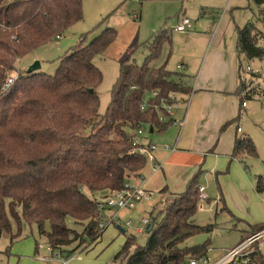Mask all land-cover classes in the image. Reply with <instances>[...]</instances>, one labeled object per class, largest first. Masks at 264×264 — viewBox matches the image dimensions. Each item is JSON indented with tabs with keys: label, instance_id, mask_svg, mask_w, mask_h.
I'll return each mask as SVG.
<instances>
[{
	"label": "trees",
	"instance_id": "1",
	"mask_svg": "<svg viewBox=\"0 0 264 264\" xmlns=\"http://www.w3.org/2000/svg\"><path fill=\"white\" fill-rule=\"evenodd\" d=\"M249 3L264 14V0ZM82 20V0H0V85L16 72L10 90L0 95V240L8 236L13 243L24 223L36 225L39 237L66 262L102 237L98 200L123 191L147 168L134 144L137 131L142 129L144 136L166 131L174 122L167 109L180 103L178 95L191 92L181 75L152 66L162 45L171 42L165 31L145 44L148 54L142 65L132 58L121 63L103 114L98 93L103 74L95 59L116 41L115 29L103 30L88 44L82 39L54 74L27 73L22 60ZM237 31L240 55L249 61L264 59L257 25L251 21ZM242 69L240 64V73ZM251 84L240 74L241 98H254ZM161 113L169 116L168 123ZM246 156L257 157L254 142L236 136L233 157L245 164ZM198 187L195 179L185 194L164 202L163 220L149 224L146 244L127 238L114 263L191 264L206 257L208 243L186 245L209 231L194 221ZM68 218L83 227L81 233L67 225ZM263 229L250 225L241 243ZM245 259L264 264L259 244Z\"/></svg>",
	"mask_w": 264,
	"mask_h": 264
},
{
	"label": "rangeland",
	"instance_id": "2",
	"mask_svg": "<svg viewBox=\"0 0 264 264\" xmlns=\"http://www.w3.org/2000/svg\"><path fill=\"white\" fill-rule=\"evenodd\" d=\"M82 7L83 20L69 28L61 38L57 37L50 43L34 50L22 60L25 67L23 68L28 70L35 60H39L42 66L41 73L54 74L63 56L78 45L82 39L85 38L84 42L88 44L103 30L115 29L117 31L116 41L103 55L95 59V64L103 74V82L98 89L100 113L102 114L105 113L110 102V92L118 78L121 63L128 58H132L138 65L146 62L145 44L153 41L159 31H165L171 38V42L162 45L160 55L152 61V64L158 66L161 64L170 72L186 75V71L179 72L177 66L183 61L187 64L192 53H195L198 58L206 41L198 40V38H204V35L195 29L185 34L174 32L177 25L176 18L179 14L185 13L193 21V25V23L196 24L197 19H200L201 9L209 13L216 10L220 13V17L224 13L223 26L212 28L209 34L211 38H215L218 47H228L233 52H236V27L245 26L248 22L253 21L261 30L260 35L263 37L259 40V45L264 47V14L260 13L254 3L249 4L248 0H82ZM134 14L141 15V19H133ZM98 25H100L99 28ZM191 33H195L197 38L192 35L190 39ZM240 61L243 78L247 80L252 78V72L246 70L248 66L252 70L258 71L260 77L264 78V59L249 61L241 56ZM197 65H199L198 61ZM238 65L240 64L238 63ZM11 75H16V72ZM182 76L183 82L192 86L191 79ZM178 98L188 101L190 96L180 94ZM239 103L240 101L238 105ZM247 103L256 106L259 102L247 101ZM185 109V106L176 105L168 108L167 111L172 113L173 121H178L181 125ZM197 109L199 110V107ZM191 112V120L187 125L184 124L177 148L184 144L190 145L189 158L192 160L201 158L200 163L197 162V166L194 168L189 167L182 170L169 160L167 153H164L165 155L158 157L163 161L164 171L153 174L152 167L149 166L150 161L146 156L147 170L142 175L146 178L149 177L147 182L140 186V179L132 178L128 184L133 187L140 186V189L151 192L150 198L137 202L134 209L119 211L117 217L123 225L121 229L124 233L115 225L110 224L100 241L95 242L94 247H92L93 244L90 246L92 248L89 252L74 254L67 260L68 262L71 264H118L114 263V257L122 249L127 238L135 237V243L139 246L146 244L149 234L146 231V226L143 225V220L149 221L150 224H159L165 215L164 212H161L162 204L168 199L185 194L190 183L195 179H197L198 186L205 189L203 194L207 198L199 199L194 221L200 226L208 227L209 231L190 238L186 245L195 247L208 243L207 254L203 259H207L210 264H215L229 251L237 248L250 225H264V114H256L254 117L247 116L243 110L239 116L237 111L235 117L222 123L214 133L208 130L206 133L195 136L192 131L194 126L192 120L196 113L194 103ZM159 116L164 117L166 123L170 120L169 116L164 113ZM179 133L180 128L175 127L174 123L163 135H160L157 130L154 134L147 133V139L148 142H152V145L156 144L157 149V145L161 146V144L164 147L167 145L174 147ZM208 135H213L211 145H207L208 138L205 137ZM236 135L241 138H250L254 142L257 157L246 156L244 157L245 164L236 163L232 166L226 164L224 169L209 167L208 165L218 158H226L231 155ZM202 145L207 146L204 151L199 149ZM215 146L220 147L221 152L214 148ZM229 149L231 153L226 156ZM152 154L154 155V153ZM191 169L192 173L188 175ZM248 181L252 183L250 191L258 188L262 195V198L258 199L253 207L249 220L241 217L236 211L233 201H229L226 197V195L230 196L231 192L234 193L232 188L238 186L239 183L248 186ZM255 193L258 197L257 192ZM234 204L236 205V203ZM201 206L202 210H200ZM116 214L115 210H108L103 213V218L105 221H109ZM129 221L132 225H125ZM67 225L78 233L83 230L82 226L76 225L70 218L67 220ZM259 243H262L260 251L264 255V239ZM46 247L45 240L38 235L36 225L24 223L20 236L15 238L13 243L8 236H3L0 240V264H55L56 260L54 262L51 259V262L42 260L44 257L50 256ZM56 254L54 252V256ZM55 258L57 257L55 256ZM65 261L62 260V262ZM229 264H244V261L243 259L233 260Z\"/></svg>",
	"mask_w": 264,
	"mask_h": 264
},
{
	"label": "crops",
	"instance_id": "3",
	"mask_svg": "<svg viewBox=\"0 0 264 264\" xmlns=\"http://www.w3.org/2000/svg\"><path fill=\"white\" fill-rule=\"evenodd\" d=\"M248 3H249V0H248ZM208 13L209 12H206L205 10L201 9L200 19H197L196 20L197 22L195 21L196 24L193 23L192 28L189 31H187V32H190L191 30L195 29L199 33H203L204 38L202 39L198 38V40H205L206 42H205L204 49L198 58L196 57L195 53H192L190 54L188 61H187V58L185 57L186 61L188 62L187 64H185L183 61L180 65L177 66V70H179V72L181 70L186 71L185 72L186 75L182 76V74L180 73L181 76L189 77L192 81V86L185 83L191 89L190 94L187 95V96H190L189 98L190 101L181 99L180 103L176 104L177 106L182 105L186 107L184 118L181 122V125H179L178 121L173 122L170 125V126H173V124L175 123V127L180 128V133L178 134V137L175 140L174 147H170V145L165 144L167 145V147H169V148H166V146L164 147V145L162 146L161 144V146L157 145L158 149L153 151L155 155L154 156L155 160L150 161L149 163V166L152 167L153 174L164 171L163 161L158 158L159 156L165 155L164 153H167V155L169 156V160L174 162L175 165L177 164V166L180 167L179 169H182V170L188 169L189 167L194 168V166L195 167L197 166L196 165L197 162L200 163L201 158L199 157H198L199 158L198 160H192L189 158L188 151H190V148H189L190 145L184 144V145L178 146L179 148H177V142L181 136L183 126L184 124L187 125L191 120V115H192L191 109H192L193 103L196 106V113L192 120L194 122L192 131L194 132L195 136L206 133L208 130L214 133L222 123L226 122L228 119L232 117H235L237 111L239 113V116H241V114L243 113V110H245V113L247 116L254 117V115L256 114H264V78L258 77L260 76L259 73L257 74L252 73V78L250 80L246 79L248 82L252 81V84L250 85L251 86L250 91L252 90V88H254V91H255L254 98L252 99H248L244 97L241 98L238 94V89L240 86V74H241L240 65H238V63L241 64V61H240L241 55L237 50V39H238L237 30L238 28H243L244 26H237L235 30L236 31V52L231 51L228 47H224V48L218 47L216 45L215 38L210 37L209 31L212 28H218L220 26H223L222 24L224 22L225 14L222 13L220 17V13H218L216 10L210 12L209 14ZM182 17H187V16L185 13L179 14L176 18L177 24L181 21ZM133 19L140 20L141 15L134 14ZM217 19H219V21H217ZM185 33H181V34H185ZM192 35H194L195 38H197L195 33H191L189 37L190 39ZM197 61L199 65H197ZM159 65L160 66L152 64V66L154 67L162 66L161 64ZM192 75L194 76L192 77ZM241 77L243 78L242 74H241ZM243 96H246V93H244ZM243 98L244 100H242ZM239 101L240 103L238 105ZM247 101H254V102H259V103H257L256 106H253V105H249ZM186 102H188V104H186ZM243 102L247 103L246 106L242 105ZM197 107H199V110L197 109ZM169 127L167 128V130L169 129ZM166 131L164 132L157 131V132L160 135H163L166 133ZM154 133H155V130H153L150 134H154ZM147 136L148 135L146 133L145 136H143V138L140 140V142L143 144H151L152 142L151 141L148 142ZM205 138H208L207 145H211L213 143V135H208ZM205 147L207 146L202 145L199 149L204 151ZM214 148H217L218 150H220V147L215 146ZM178 150H181V152H178ZM229 153H231L230 149L227 151L226 156ZM212 154H215V153H212ZM215 155H219V154H215ZM168 161L166 162L167 164L169 163ZM236 163L242 164L237 158L233 157V150H232L231 155L227 156L226 158L225 157L218 158L215 162L209 164L208 166L212 168L219 167L221 169H224L226 164L232 166ZM146 170L147 168L142 172V174ZM190 173H192V169L188 173V175H190ZM142 174L140 175V177L139 176L137 177V179H140V186H143L147 182V179L149 178V177L147 178L143 177ZM250 184L252 185V183H250L249 181L247 183L248 186H244V184L239 183L238 186H235L232 188V191L234 193L231 192L230 196L226 195L229 201L231 202L233 201L232 203L236 207L237 209L236 211L239 213V215L247 220L250 219L249 215H251L252 209L255 206L257 200L262 198V195H260V190L258 188L253 189V191H250V187H251ZM255 192H257V194L259 195L258 197L256 196ZM234 203H236V205ZM244 210H246L249 214L247 212L246 213L243 212ZM115 221L113 225H115L121 231H123L121 229L123 225L117 216L115 218ZM118 221L120 225L118 224ZM127 223L125 225H127ZM131 225L132 224L127 225V226H131ZM257 226H260V225H257ZM100 239L97 242H99ZM96 243H94L92 247H94ZM261 244L262 243L259 244V249L261 247ZM91 248H89L86 251L89 252ZM46 249H47V252L50 254V256H48V258L44 257L42 260L49 261V262L51 261L54 262L56 260L54 262L55 264H62V263L71 264L68 261L62 262V259L57 254L55 255L57 258H55L54 253H52L51 249L48 246L46 247Z\"/></svg>",
	"mask_w": 264,
	"mask_h": 264
},
{
	"label": "built area",
	"instance_id": "4",
	"mask_svg": "<svg viewBox=\"0 0 264 264\" xmlns=\"http://www.w3.org/2000/svg\"><path fill=\"white\" fill-rule=\"evenodd\" d=\"M192 21L188 17H182L181 21L176 25L174 28V31L181 34L189 31L192 28ZM62 36H59L61 38ZM181 68V67H180ZM179 68V69H180ZM248 72H252L254 74H257L258 71H254L251 69V67H247L246 69ZM16 80V75L10 76L6 82L3 85H0V95L8 92L13 85V83ZM154 95H156L154 93ZM186 104H188L186 102ZM246 102H243L242 105L246 106ZM145 107V106H144ZM170 115L172 113L170 112ZM162 121H165L164 118H161ZM144 136V131L142 129H139L134 137V144L138 145V154L142 156H147L149 161L155 160L154 155L152 154L153 151L157 149L155 145H146L140 142L141 137ZM166 148H169L166 146ZM140 187V186H139ZM139 187H133L127 184L125 186V189L123 191L114 192L108 195L107 197L103 199L98 200V207L101 212L104 213V211L108 210H115L116 215H113L109 221H105L103 218V214L100 215L99 218V228L104 230L106 229L110 224H113L115 221L116 216L118 215L119 211L123 209H134L137 202L148 200L152 193L146 192L145 190L140 189ZM200 192V198L206 199L207 197L203 194L205 192V189L201 186L198 187ZM203 207H200V210H202ZM116 222V221H115ZM119 224V221H118ZM131 223H127V225H130ZM150 224L149 221L143 220V225L148 226ZM120 225V224H119ZM264 239V229L258 233H255L248 237L243 243H241L237 248L229 251L224 258L216 262L215 264H229L233 260H239L243 259L244 264H248V260L245 259L247 255H249L252 250L251 248L253 245L258 244L261 240ZM260 244V243H259ZM210 264L207 259H201V260H193L191 264Z\"/></svg>",
	"mask_w": 264,
	"mask_h": 264
},
{
	"label": "water",
	"instance_id": "5",
	"mask_svg": "<svg viewBox=\"0 0 264 264\" xmlns=\"http://www.w3.org/2000/svg\"><path fill=\"white\" fill-rule=\"evenodd\" d=\"M41 68H42V66H41L40 61H39V60H36V61H34L33 64L28 68L27 73L30 74V73H33V72L40 71ZM150 227H151L150 225H148V226L146 227V231H147V232L149 231Z\"/></svg>",
	"mask_w": 264,
	"mask_h": 264
}]
</instances>
